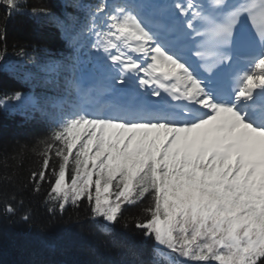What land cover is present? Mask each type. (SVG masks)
Here are the masks:
<instances>
[{
    "label": "snow or ice",
    "instance_id": "6c2138e0",
    "mask_svg": "<svg viewBox=\"0 0 264 264\" xmlns=\"http://www.w3.org/2000/svg\"><path fill=\"white\" fill-rule=\"evenodd\" d=\"M23 2L0 0L10 15ZM64 29L73 46L95 38L120 98L54 120L30 174L36 191L51 185L49 210L86 199L110 225L146 201L135 227L168 264H264V0H98L79 30ZM9 102L28 98L16 92L0 107Z\"/></svg>",
    "mask_w": 264,
    "mask_h": 264
},
{
    "label": "trees",
    "instance_id": "16d2710c",
    "mask_svg": "<svg viewBox=\"0 0 264 264\" xmlns=\"http://www.w3.org/2000/svg\"><path fill=\"white\" fill-rule=\"evenodd\" d=\"M36 5L51 13L38 16L40 19L63 24L67 16V25L75 28L73 15L66 8L60 9L57 2L28 0L29 7ZM4 15L0 7V54L5 46L18 50L11 51L0 62V69L16 76L20 71L25 72L21 64L25 65L28 60L32 67L41 56L38 45L31 42L20 49L24 42L35 38L31 23L19 20L9 24ZM41 37L46 39L45 35ZM44 49L55 56L57 65L66 64L71 56V52L65 53L63 49ZM34 73V69L30 70V74ZM21 93L28 98L27 103L9 102L6 107H0V264H168L170 257L166 248L157 246L135 227V220L143 216L146 201L125 204L123 215L112 228L106 227L103 219L87 221L92 214L86 199L80 201L79 206L67 205L63 213L58 209L49 210L50 188L44 182L36 191L30 174L40 169V152L44 148L41 141L50 136L51 129L38 134L24 132V121L18 117V112L26 110V113L43 104H38L36 99L33 101L29 93ZM13 94L9 87H0V99ZM8 205L14 208L13 213L6 211ZM25 215L31 217L28 222L23 219Z\"/></svg>",
    "mask_w": 264,
    "mask_h": 264
},
{
    "label": "rangeland",
    "instance_id": "374dc122",
    "mask_svg": "<svg viewBox=\"0 0 264 264\" xmlns=\"http://www.w3.org/2000/svg\"><path fill=\"white\" fill-rule=\"evenodd\" d=\"M91 42L94 43V41H91ZM100 55H101V53H97V52L93 49V52H92V55H91L92 60H95V59H97V58H100ZM91 63H92V62H91ZM92 66L94 67L95 64L92 63ZM100 69H101V67H100L99 64H98L97 67H96V71L98 72ZM86 72H88V71L86 70ZM88 73H89V76H87V77H85V78H91L92 76H97V75L94 74V72H93L92 70L89 71Z\"/></svg>",
    "mask_w": 264,
    "mask_h": 264
}]
</instances>
